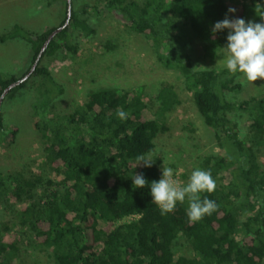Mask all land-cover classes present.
<instances>
[{
    "label": "trees",
    "instance_id": "16d2710c",
    "mask_svg": "<svg viewBox=\"0 0 264 264\" xmlns=\"http://www.w3.org/2000/svg\"><path fill=\"white\" fill-rule=\"evenodd\" d=\"M74 2L68 25L41 58L58 52L75 57L76 38L95 33L91 10L103 7L116 20L128 22L149 41L157 60L178 74L204 125L214 132L217 151L204 156L200 168L211 171L216 188L200 196L214 200L217 208L191 222L185 199L161 214L148 186L132 184L131 176L140 173L149 182L158 180L165 167L155 140L169 131L170 113L180 105L173 86L156 94L152 119L142 114L149 104L141 93L118 94L113 87L90 90L83 104L60 113L53 98L61 89L40 58L32 74L5 96L11 99L31 85L32 125L42 142L37 168L27 173L0 170V200L10 211L17 207L13 222L31 235L34 248L50 264H264V97L229 101L226 95L241 88L238 75L224 67L195 69L186 51L188 43L198 40L203 57L215 61L227 30L213 33V24L226 16L261 22L264 0H93L79 7ZM55 12L60 18L56 27L34 31L14 23L0 35L1 42L22 40L31 53L23 74H0V95L29 70L48 35L64 23L66 0ZM120 109L128 114L124 121L116 116ZM241 113L247 114L244 130L237 121ZM16 134V127L4 126L0 112V141ZM149 153L158 156L151 167L136 165L138 155ZM2 230L10 229L3 223ZM19 239L0 236V264H10Z\"/></svg>",
    "mask_w": 264,
    "mask_h": 264
},
{
    "label": "rangeland",
    "instance_id": "374dc122",
    "mask_svg": "<svg viewBox=\"0 0 264 264\" xmlns=\"http://www.w3.org/2000/svg\"><path fill=\"white\" fill-rule=\"evenodd\" d=\"M47 1L0 0V35L14 23L34 31L58 26L60 18L55 11L62 6L63 0H54L50 6L46 5ZM85 3L93 4V0H75L74 6ZM164 18L169 20L172 15L167 13ZM175 21L179 23V20ZM90 23L95 33L76 38L78 51L75 57L58 52L40 60V65L47 68L61 89L53 98L57 111L72 112L83 104L90 90L113 87L118 94L125 90L133 94L141 93L144 102L149 104L142 114L146 119H152L158 107L156 94L163 86H173L178 92L180 105L170 113L169 131L156 138L155 152L163 154L165 167L173 168L174 178L186 184L193 169L200 168L203 157L217 151L214 132L204 125L192 103L191 93L184 89L175 71L166 69L157 60L149 41L134 32L128 22L116 20L109 11L99 7L97 13L90 11ZM173 33H178V30ZM202 46L198 40L187 44L186 51L193 67H223V57L219 55L213 62L205 59ZM30 55L29 46L22 40L0 41V74L20 76L28 66ZM237 81L241 83V88L237 93L226 95L229 101L264 97V79L242 81L241 74ZM33 95L34 89L29 84L13 98L4 97L2 100L0 112L4 126L17 128L15 139L3 137L0 141V170L3 172L27 173L37 168L41 161L42 142L32 125L30 114ZM246 118V113L237 118L242 130ZM182 174L185 178L181 177ZM15 208L10 211L0 200V236L4 240L20 238L18 252L10 264H50L47 255L34 248L31 235L13 222ZM3 223L8 225L9 231L2 230Z\"/></svg>",
    "mask_w": 264,
    "mask_h": 264
},
{
    "label": "clouds",
    "instance_id": "9594fccd",
    "mask_svg": "<svg viewBox=\"0 0 264 264\" xmlns=\"http://www.w3.org/2000/svg\"><path fill=\"white\" fill-rule=\"evenodd\" d=\"M236 9L229 8L228 12L235 13ZM227 30L226 43L220 47L218 55L223 57V67L229 74H242V81L253 82L258 78L264 79V16L261 22L245 21L244 18L227 16L213 24V33ZM116 116L124 121L128 114L120 109ZM158 156L155 153L142 154L136 157L137 164L151 167ZM135 188H149L151 202L156 204L161 214L172 212L177 203L188 201L186 215L191 222L201 220L205 215H211L217 208L214 200L207 196L201 198L200 194L212 193L216 188L210 170L195 168L191 172L186 184L179 183L174 178L171 167L161 168L158 180L148 181L143 173L131 176Z\"/></svg>",
    "mask_w": 264,
    "mask_h": 264
},
{
    "label": "water",
    "instance_id": "95a60500",
    "mask_svg": "<svg viewBox=\"0 0 264 264\" xmlns=\"http://www.w3.org/2000/svg\"><path fill=\"white\" fill-rule=\"evenodd\" d=\"M66 10H67V14H66V18L64 23L55 28L47 37V39L45 40V42L43 43V45L40 48V51L38 52L34 62L32 63L31 67L29 68V70L18 80H16L15 82H12L11 84H9L1 93L0 95V107H1V103L3 98L6 96V94L9 92L10 89H12L13 87L19 85L20 83H22L23 81H25L34 71L35 67L37 66L44 50L46 49L48 43L50 42V40L58 33L60 32L64 27H66L69 23V19H70V15H71V0H66Z\"/></svg>",
    "mask_w": 264,
    "mask_h": 264
}]
</instances>
